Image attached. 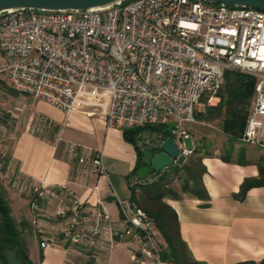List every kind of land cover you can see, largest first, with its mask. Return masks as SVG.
<instances>
[{
  "label": "built area",
  "instance_id": "obj_1",
  "mask_svg": "<svg viewBox=\"0 0 264 264\" xmlns=\"http://www.w3.org/2000/svg\"><path fill=\"white\" fill-rule=\"evenodd\" d=\"M226 71L257 80L240 142L264 149V12L198 0H128L96 11L0 15V73L12 91L64 113L89 109L108 128L137 130L133 145L141 152H160L168 137L152 128L170 124L178 156L191 157L183 127L194 122L199 105L218 104ZM66 156L79 164L88 161L98 177H106L100 154L87 159L77 145H69ZM153 181L151 174L130 188ZM24 185L15 174L12 186L23 191ZM29 188L31 209L40 212L43 188ZM47 196L56 197L55 189ZM69 201L55 213L69 220L60 241L84 252L85 264H92L106 226L110 241L135 243L140 257L134 254L132 262H162L154 223L133 202L121 203V218L110 225L102 201L92 205L73 195ZM56 243L45 240L40 247Z\"/></svg>",
  "mask_w": 264,
  "mask_h": 264
},
{
  "label": "crops",
  "instance_id": "obj_2",
  "mask_svg": "<svg viewBox=\"0 0 264 264\" xmlns=\"http://www.w3.org/2000/svg\"><path fill=\"white\" fill-rule=\"evenodd\" d=\"M6 97L0 103V153L26 183L23 191L15 188L24 200H32L30 185L43 188L38 219L32 225L35 234L29 241L30 259L35 264H85L88 259L84 252L61 243L60 231L69 220L55 213L62 203L69 206L73 195L92 205L102 201L110 225L116 224L121 218L120 204L131 202V183L139 181L137 151L124 138L123 130L106 127L103 118L89 109L64 113L12 90ZM191 144L188 149L194 150L197 144L193 139ZM69 145H77L87 159L100 154L106 177H98L88 161H70L66 156ZM245 146L241 158H203L201 181L209 197L207 206L185 194L180 199H164L176 212L180 237L195 261L237 264L264 260V186L249 189L241 201L234 198L244 180L258 178L259 159H264V149ZM48 189H55L56 197H48ZM27 220H32L29 212ZM154 235L162 250L165 244L156 229ZM45 240L57 243L43 249L40 243ZM136 249L132 241H110L106 226L91 262L139 264L132 262L134 254L140 257Z\"/></svg>",
  "mask_w": 264,
  "mask_h": 264
},
{
  "label": "trees",
  "instance_id": "obj_3",
  "mask_svg": "<svg viewBox=\"0 0 264 264\" xmlns=\"http://www.w3.org/2000/svg\"><path fill=\"white\" fill-rule=\"evenodd\" d=\"M257 80L246 74L236 71H226L223 83L218 92L219 102L216 106H206L204 111L197 113L195 119L203 122L220 124L223 133L237 140L242 135L246 119L253 103L255 85ZM172 125L163 124L152 128L154 132L171 136ZM137 130H124V138L133 144ZM136 149V148H135ZM138 154L137 169L142 165V152ZM197 148L193 156L181 165L166 168L165 171L153 173L154 181L147 184H137L131 187V202L142 209L153 221L154 227L160 234L165 247L161 250V260L170 264H205L195 261L182 241L179 232L176 212L164 202V199H180V193L170 189L174 180L181 182V194L189 195L203 202L207 206L208 194L202 184L201 178L205 173L202 160L211 154L198 155ZM231 157L224 158L229 161ZM4 161V167L7 163ZM244 164V161L240 162ZM136 169V170H137ZM264 186V169L259 168L258 178L246 179L240 186L239 192L234 195L238 201L244 199L246 192L254 187ZM33 222L22 219L17 222L11 214V207L5 189L0 185V264H35L30 259L29 241L34 237ZM237 264H264V260Z\"/></svg>",
  "mask_w": 264,
  "mask_h": 264
},
{
  "label": "rangeland",
  "instance_id": "obj_4",
  "mask_svg": "<svg viewBox=\"0 0 264 264\" xmlns=\"http://www.w3.org/2000/svg\"><path fill=\"white\" fill-rule=\"evenodd\" d=\"M6 77L3 73H0V103L5 102L7 94L11 92L8 88ZM206 108V105H199L196 108L197 113H201ZM184 130L189 134L190 138L194 140L197 144L198 155L211 154L220 157H231V158H241L245 156L246 146L240 142V137L234 140L226 136L221 130L220 124L218 122L207 123L194 118L193 123H188L184 125ZM192 139L185 141L187 148H192ZM194 156V155H193ZM191 156V157H193ZM189 157V158H191ZM195 158L197 156H194ZM187 160V159H186ZM185 160V161H186ZM184 161V162H185ZM264 169V159H259V168ZM15 173L9 168L7 163L4 167V160H0V185L5 189L7 199L11 207V214L17 222L22 219H27V212L30 213L31 218L39 214V212H34L31 209V202L24 200L17 190L12 186ZM170 186L171 190L180 193L181 182L179 180H174ZM33 199V197H32ZM38 219V216L35 217ZM47 220V219H45ZM33 221V218L32 220Z\"/></svg>",
  "mask_w": 264,
  "mask_h": 264
},
{
  "label": "water",
  "instance_id": "obj_5",
  "mask_svg": "<svg viewBox=\"0 0 264 264\" xmlns=\"http://www.w3.org/2000/svg\"><path fill=\"white\" fill-rule=\"evenodd\" d=\"M128 0H0V15L19 10H34L43 12L58 11H96L112 6H118ZM214 5L230 8L255 9L264 12V0H198ZM179 155V149L172 137L166 138L161 151L154 154L144 149L142 151V166L136 173L139 181H143L153 173L184 163Z\"/></svg>",
  "mask_w": 264,
  "mask_h": 264
}]
</instances>
